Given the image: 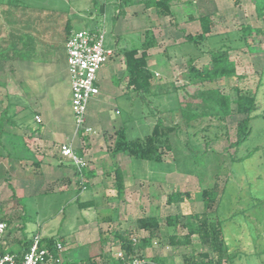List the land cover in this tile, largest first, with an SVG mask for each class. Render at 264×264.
<instances>
[{
  "label": "rangeland",
  "instance_id": "374dc122",
  "mask_svg": "<svg viewBox=\"0 0 264 264\" xmlns=\"http://www.w3.org/2000/svg\"><path fill=\"white\" fill-rule=\"evenodd\" d=\"M78 1L87 11L81 16L75 15L72 20L84 22L83 25L88 30L105 31L106 49L116 51L118 39L114 35L115 21L111 15L112 11L115 13L116 7L108 3L107 19L104 17L101 21L100 17L91 19L88 13L95 12L99 8L98 5L96 6L93 1ZM256 6L255 0H190L189 3L181 2L175 8L173 17L169 15L159 24L158 20H153L155 25L151 27L161 41L159 48L153 51L150 57V68L156 75L155 80L159 85L170 89L173 85L183 86L188 82L186 74L190 58L197 66L209 64L208 50L221 38L227 40L228 36L238 37V32L247 24L264 29V15L259 14ZM209 11H217L215 14L217 23L213 26L214 36L198 46L183 45L186 34L197 35L201 32V24L197 18L201 13ZM63 18L67 20L68 16L64 15ZM131 36L133 38L131 47H139L140 42L135 37L138 35H130L126 38ZM125 44L122 42V45ZM172 45L177 46L169 47ZM231 57L237 62L241 77L229 79L223 77L214 82H206L204 87L219 88L223 93L230 94L233 99L237 97L236 86L246 92H257L259 106L257 113L261 115L252 120V133L239 147H233L231 144L237 140V124L244 115L235 112L228 117L226 127L220 129L218 138H214L211 131V126L216 123L212 117L187 124L181 116L176 115L175 123L179 124V128L170 133L172 148H163L161 163L139 160L123 152L110 154L108 148L114 144L118 129H125L129 139L149 134L158 119L157 115L161 116L156 108L166 110L169 102L174 104L178 97L175 92L163 100L154 96L145 100L131 92L133 88L126 84L128 77L122 82L124 87L121 92L113 97L109 96L106 103L102 104V101L98 103L97 98L103 97L101 95L89 104L88 115L90 110H94L95 115L98 114L102 121L100 126L97 124L96 131L100 129L99 132L103 133V142L101 151L95 139V131L90 135H84L87 138L86 142H95L93 154L86 155L89 161L88 168L93 170V174L89 177L85 175L83 180L77 171L74 172L76 169L73 165H66L65 170L59 169L62 158L59 141L47 142L43 139L42 142L33 143L28 135L25 138L28 144H33L32 151L29 145L23 144L22 137L4 135L3 145L0 143V151H2L0 152V206L4 209L0 210V216L5 213L6 217L13 219L9 224L8 240L13 239L14 236L20 240L23 235L22 240L25 243L40 225L44 236L55 235L68 242L63 254L67 261H79L82 257L99 254L103 246L99 239L107 234L110 238L103 250H112L111 252L116 254L119 250L113 234L110 233L112 229H120L124 234L136 227L139 217L157 214L165 232L173 233L174 228L168 226V217L182 215L185 218L190 213L202 212L203 202L197 194L203 188L213 187L219 182L226 184V187L219 196L218 210L210 215V219L219 217L223 221L226 242L233 252H238L234 264H264V33L254 34L250 47L240 45L233 49ZM110 68L109 60L99 71L98 77L104 70L109 69L110 72ZM99 84L104 85L102 82ZM187 90L195 92L197 89L195 86H190ZM2 92L5 91L2 90L1 64L0 115ZM11 92L13 89L10 90ZM178 92L184 93L182 89ZM14 98L11 96L10 100L13 104H15ZM110 99L112 100L109 101ZM14 106L11 105V112ZM22 106L24 111L21 112L18 121L40 127L41 125L34 120L33 111L27 100L22 101ZM207 125H210V129L203 131L202 128ZM80 136L82 139L83 135ZM207 137L212 138L209 143H206ZM77 148H80L79 145ZM8 151L12 155H8ZM250 152L252 153L249 158L236 162L231 160L232 156L238 158ZM20 155L27 159H17L16 156ZM35 159L40 161L39 166L35 164ZM14 160H17L16 163ZM112 164L125 167L123 172L125 188L121 193L116 189V175L113 173L115 167L110 169ZM17 180L24 186L32 182L37 188L34 194L26 196L15 193L17 198L24 197L22 206L13 197ZM187 190L195 192L193 200L168 203V197L173 191ZM78 197L83 202L95 199L98 205L83 206L77 202ZM112 218L117 220L113 221ZM184 221L185 219L182 223ZM87 223L91 224L87 227ZM24 225H26L25 230ZM86 228H92L87 242L84 239ZM101 229L104 231L102 235ZM178 231L182 234L187 233V229L182 224L178 227ZM144 234L136 236L141 237ZM15 245V250L19 251L20 246L16 243ZM204 249L206 246H203L199 237L193 236L192 244L188 246L182 245L176 248L172 245L158 244L139 253L147 260H151L157 254L183 264L185 252H198Z\"/></svg>",
  "mask_w": 264,
  "mask_h": 264
},
{
  "label": "trees",
  "instance_id": "16d2710c",
  "mask_svg": "<svg viewBox=\"0 0 264 264\" xmlns=\"http://www.w3.org/2000/svg\"><path fill=\"white\" fill-rule=\"evenodd\" d=\"M122 1L128 2L129 0ZM181 2L189 3L190 0H148L146 4L150 5L154 13L158 16L165 17L172 15V6L174 4ZM255 2L259 14L264 15V0H255ZM30 8L44 11L48 6L44 4H36V6H34L29 0H0V67L2 59H13V56L10 55L13 54L15 47V11H25ZM216 13L217 11L201 13L197 18L201 24V32L197 35L191 33L186 34V41L183 45L198 46L212 38L214 36L213 26L217 23L215 17ZM191 18L192 16L190 19ZM2 32H6V36L3 39ZM259 33H264V29L247 24L238 32V37L233 38L228 36L227 40H225L226 38H221L215 46L208 50L210 54L209 64L197 66L194 64L193 59L190 58L188 60V73L186 74L188 82L179 87L172 84L173 88L170 89L163 85H159L155 80L156 75L150 68L149 50L157 47L159 41L154 32L147 29L145 40L140 47L123 49L128 87H132V92L145 100L152 96L159 97L163 100V98L175 92L178 94V97L174 104L169 102V107L166 108V110L156 108L161 116L156 113L158 119L149 134L143 137L129 139L125 129H118L116 131L114 144L110 145L108 148L110 154L116 155L123 152L139 160L161 163L163 148H172L170 133L179 128V124L175 123L176 115L181 116L183 121L187 124L189 122L202 121L212 117L216 123L211 126V131L214 138H218L220 129H225L226 127L227 118L235 112L242 114L244 117L239 120L237 124V140L231 144L233 147L241 146L252 133V120L261 115L257 113L259 109L257 92H246L244 89H241V87L236 86L235 90L237 92V97L233 99L230 94L223 93L219 88L205 89L204 86L206 82H214L223 77L228 79L241 77L238 73L237 62L231 57V52L240 45L250 47L253 35ZM2 44H5L6 47H3ZM175 46L172 45L169 47ZM262 84V81H260V85ZM190 86H195L197 90L195 92H190L187 90ZM180 89L186 94L177 93ZM7 109L8 107L0 115V143L2 145V132L4 131L3 128L6 123L5 116H8L3 114L8 112ZM210 125L204 126L202 130H209ZM211 139L212 138L207 137L206 143H209ZM23 144H25V146L27 145L25 138H23ZM82 150L83 149L78 150L80 154L83 153ZM251 153L252 152L238 158L232 156L231 160L232 162L244 160L245 158H249ZM7 154L12 155L10 151H8ZM16 158L22 159L26 157L20 155L16 156ZM34 162L38 166L40 165L39 160L35 159ZM113 173L116 175V189L121 193L125 188L123 169L121 166H118ZM83 174L89 177V175L91 176L93 174V170L85 168ZM225 187L226 184L216 182L213 187L200 190L197 197L199 195V198L203 202L204 209L202 212L190 213L185 218L182 217V215L169 216L167 219L168 226L174 228L173 233L168 234L169 232H165L157 214L142 216L137 219L136 227L128 230L124 234L117 228L111 230L110 233L113 234L117 242L116 245H118L119 252L116 254H113L111 252L112 250H103L110 238L107 234L103 238L101 236L99 239L103 243L102 251H100L99 254L82 257L79 261H67L64 256V264H129L135 259L140 260L141 264H179L169 257H162L157 254L152 257L151 260H147L139 251L154 248L158 244L162 246L163 244L172 245L176 248L182 245L188 246L192 244L193 236H198L203 246H206V249L198 252H185L183 264H234V261L238 257V252H233L226 242L223 221L219 217L213 220L210 219V215L216 213L218 210L220 202L219 196L224 192ZM15 193L16 192L13 194L14 200L22 206L23 200L17 198ZM194 197L195 192L191 190L173 191L168 197V203H183L187 200H193ZM77 202L87 207L94 206L95 204L98 205L95 199L83 202L82 199L78 197ZM3 209L4 207L0 206V210ZM23 215H25V213ZM112 219L113 221L117 220L116 218ZM183 219H185V221L182 223ZM12 220L11 218L10 222H12ZM181 224L187 229V233L182 234L178 231V227ZM25 228L26 225H24V230ZM143 233L145 234L141 237L136 236L139 234L142 235ZM100 234H104L102 229L100 230ZM57 240H60L64 245L68 244L65 239H60L54 235H46L43 239V243L51 247ZM22 242L24 245L22 246L23 248L21 247V250H9L17 254L19 259H21L23 250L29 248L31 238L25 243L24 240H22ZM120 252L123 253L122 256L118 255Z\"/></svg>",
  "mask_w": 264,
  "mask_h": 264
},
{
  "label": "crops",
  "instance_id": "0c3cea01",
  "mask_svg": "<svg viewBox=\"0 0 264 264\" xmlns=\"http://www.w3.org/2000/svg\"><path fill=\"white\" fill-rule=\"evenodd\" d=\"M89 1H93L96 6H99L95 12H88L91 19L95 17H100L101 21L104 20V17L107 19L106 12L109 11L108 3L116 7L115 13H112L113 11L111 12L113 20L115 21L114 35L118 39L116 51H113L112 59H110V72L109 69L100 72L98 82V84L102 82L104 85L99 84V96L103 95V97H98L97 101L98 103L102 101V104H104L107 102L106 99L109 96L113 97L121 92L120 90L124 87L122 82L127 78L123 49L132 48L130 44L133 38L132 36L131 38H126V36L138 35L135 37L138 38L141 46L145 40L147 29L154 32L151 27L155 25L153 20H158L159 24L167 16L160 17L156 13H153V8L146 4L148 0H129L128 2H123L122 0ZM29 2L34 6L36 4H44L48 8L44 11L33 8L25 11H15V47L13 54L11 53L12 55H10L13 56V59H2V90L5 91L2 92V113L8 107V112L3 114L8 116H5L6 123L2 136L8 134L25 138L30 135L31 138L29 139L33 143L35 141L42 142L45 139L47 142L52 140L59 141L60 146L65 143H71L76 148L79 145L80 148L77 149H83L82 154L87 155L88 153V155H91L93 154V143L95 141L91 143L86 142L85 140L87 138L81 134L83 135L81 139L80 133L76 132L72 110L71 76L68 68L67 51V41L71 33L76 30L87 29L83 25L84 22L79 20V22H74L72 17L75 15L81 16L87 10L82 8L78 0H46V2L44 0H29ZM179 4L181 3H176L172 6V15L170 16L173 17L175 8ZM64 15L68 16L67 20L63 18ZM174 30L177 31L176 28ZM154 34L160 45V38L156 32ZM5 36L6 32H2V39ZM122 42L126 44L122 45ZM159 45L149 50V58L154 53L153 51L159 48ZM2 46L6 47L5 44H2ZM126 81L127 84L128 78ZM12 89L13 92L10 93ZM131 92L127 93L129 94ZM4 95L5 98L3 99ZM11 96L15 97V104L10 101ZM23 100H27V104H29L33 111L34 120L41 125L40 127H33L25 123V121H18V117L24 111V107L22 106ZM11 105H15L12 112L10 111ZM37 115L41 117V122L37 120ZM88 118L89 123L95 128V139L98 141L100 150L102 151L103 133L101 131L99 132L100 129L96 131L98 128L97 124L100 126L102 121L98 114L95 115L94 110H90ZM27 145L32 149L33 144L27 143ZM16 161L14 160L15 163ZM60 161L61 166L59 169L61 170L67 169L65 167L68 164L74 166L73 162L67 158L62 157ZM93 166L96 165L93 164ZM113 166L114 164H112L111 170ZM118 166H121L124 172L125 167L122 165L114 167L116 168ZM16 185L14 192L22 193L23 196L34 194L33 192L37 189L32 182L24 186L17 180ZM18 198L23 199L24 197L18 196ZM2 218L7 220L9 224L12 223L10 222L11 218L6 217L5 213H2ZM90 224L87 223V227ZM84 233V239L87 242L89 241L88 237L92 233V228H86ZM8 237L5 240L4 249L15 250L16 243L20 246L21 250L23 235L20 237V240H18L19 238H15L16 236L11 240H8ZM26 250H23L21 258Z\"/></svg>",
  "mask_w": 264,
  "mask_h": 264
},
{
  "label": "built area",
  "instance_id": "2783aa9c",
  "mask_svg": "<svg viewBox=\"0 0 264 264\" xmlns=\"http://www.w3.org/2000/svg\"><path fill=\"white\" fill-rule=\"evenodd\" d=\"M68 68L71 76L72 110L75 119L76 132L83 135L94 133V127L89 123L88 108L90 102L100 95L98 73L103 65L110 60L113 50L105 47V31L102 29H81L71 33L67 41ZM119 113V111H118ZM41 122V117L37 115ZM62 157L71 160L80 178H84L83 170L89 167L86 155L79 153L71 143L60 146ZM10 225L0 216V264H64L66 245L60 240L53 246L43 243L44 233L41 226L31 236L29 248L19 259L17 254L4 250ZM122 256L123 253H118ZM129 264H141L135 259Z\"/></svg>",
  "mask_w": 264,
  "mask_h": 264
}]
</instances>
